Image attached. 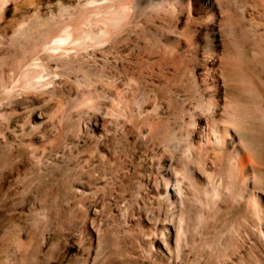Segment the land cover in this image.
<instances>
[{"label": "rangeland", "instance_id": "rangeland-1", "mask_svg": "<svg viewBox=\"0 0 264 264\" xmlns=\"http://www.w3.org/2000/svg\"><path fill=\"white\" fill-rule=\"evenodd\" d=\"M91 1L0 0V6L3 9L2 18L0 17V264H150L148 260L143 259L138 247L137 237L141 236V231L138 225L137 201L132 197L131 191L127 188L123 190L118 182L120 176L125 174L126 167L130 166L133 156L140 154L141 150H138L136 145L141 139L146 138L149 142L146 144L147 147L157 146V148L159 146L163 148L166 141L162 133L150 131L151 121L148 114H145L147 118L146 116L141 117L140 120L145 122L142 124L138 123L136 116L133 115V119L120 112L126 105L129 111H134L132 113L135 114L136 107L133 100L141 94H144L147 102L150 101L149 104L145 101L147 104L144 103L145 107L150 106L153 96L156 98V95L161 94L166 79H176L179 76L177 70L181 74L185 69V71H190L191 68L187 65L171 66L166 73H162L158 65L151 66L143 60L136 63L137 67H133L129 64L128 59L130 58L125 51L117 52L123 60L127 61L124 62L125 69L122 68V70L112 64L103 65L100 60L90 55H86L88 58L78 55L79 57L75 56V59L73 57L63 65L50 64L49 67L48 64L46 67V63L38 59V61L35 60L38 63L32 66L38 68V65L43 67L44 64L46 69L41 68L50 75H57L56 81L52 82L53 84L50 83V89L47 91L30 92L22 88L23 73L26 68L23 66L26 65H22L19 61L24 60L28 55L31 46L36 44L34 42L39 41L48 28H55L59 24L61 25L56 28L64 26L71 17L84 14L87 6V9L91 8L102 0ZM67 25L64 27L69 31L77 28L80 31H89L86 24V26L83 24ZM112 54V56L116 55L115 52ZM242 61L244 62L242 63L243 68L260 75V66L251 59L248 52H244ZM148 68L151 69L146 70ZM148 71L150 74L147 73ZM132 75L134 78H131ZM261 81L264 84L263 73ZM186 83L189 84L185 79L178 81L174 88L180 87L178 91L186 97L191 96L194 90L193 99L187 98V102L190 101L191 103H188L191 105L202 100L199 90L191 86L193 90L190 93V86L187 85L188 89L185 86ZM4 84L13 88L12 92H8L9 87L7 90L2 88ZM232 85L236 92L234 91L230 98L233 99V105L238 106L237 109L241 107L239 111L246 117V122L241 121L239 128L243 131L251 158L255 159L260 168L258 177H256L259 179V189L264 193V104L250 88L249 80L236 79ZM80 100L90 101L95 107L92 105L91 107L90 102L88 105L86 103L81 105ZM163 101L161 99V105L164 107L166 103ZM91 110L93 113L89 115L87 112ZM117 110L121 111L118 113ZM39 112L46 115L45 123L49 131L51 132L52 129L56 131L55 138L66 135L69 144L64 152L63 146L60 147L55 143L56 141L51 143L47 139L40 140L35 137L33 138L36 141L34 144L28 143L31 136L41 133L39 128L30 132L32 123L38 121L36 114ZM63 113L68 115L67 118L69 117L63 123L66 126L59 124ZM100 113L102 114L99 115ZM49 115L51 118H48ZM91 115L99 116V121L104 118L107 122V130L103 132L98 146L90 133H85L83 138L86 140L82 139L78 143L74 141L73 133H71L79 120L87 121L89 117H92ZM168 116L170 118H168L166 127L170 132L175 133V141L181 143V148H184L187 144L184 137L189 127L188 122L183 118L182 112L177 113L176 118L170 112ZM172 120L173 122H170ZM167 152L168 155L177 153L170 149ZM55 154H57L56 157ZM208 163L207 169L203 168L200 163L196 165L204 169L206 183H218L222 179L221 174L218 169H214L213 165L211 167L212 160ZM103 173L107 180L110 179L107 186L104 184L94 186L84 193L74 191V184L89 182L91 174L98 176ZM180 177V179L183 178L182 172H180ZM182 180L183 189L188 195L187 199L196 211L201 208V204L197 201L192 188L188 186L187 179ZM146 205L150 217H163L166 212V206L160 204L152 196L147 197ZM247 205V217L251 220L253 218L252 205L250 203ZM228 209L218 215L215 223L212 220L213 227L202 239L213 241V246L218 249L225 248L229 243L233 248V254L228 258V263L233 264V261H238L239 251H236L234 247L238 244L239 226L235 212H229ZM251 227L252 225L247 226L251 231L250 238L253 239L255 235ZM192 235L194 239L197 238L195 232H192ZM168 238L169 242L166 243L172 245L173 236ZM254 238L256 240V237ZM251 239L243 242L242 251L246 254L243 264H263V243L260 240ZM247 241L250 245L252 244V247ZM188 252L184 253L185 256L183 255L184 264L207 263L204 258L206 248L200 246ZM160 260L157 259L155 263ZM209 263H212L211 259Z\"/></svg>", "mask_w": 264, "mask_h": 264}, {"label": "bare ground", "instance_id": "bare-ground-1", "mask_svg": "<svg viewBox=\"0 0 264 264\" xmlns=\"http://www.w3.org/2000/svg\"><path fill=\"white\" fill-rule=\"evenodd\" d=\"M87 7L86 12L83 11L84 14L80 12L79 16L71 17V15L69 21L68 18L66 19V24L61 21L60 23L65 24L64 26L67 24V26L87 25L89 31H80L78 28V31L72 28L70 29L73 31H69L64 26L56 28L57 24L55 28H48L47 31L46 28L44 35L41 31V39L37 40L38 42L35 41L34 44H36L31 46L28 55L24 56V60L23 57L21 58L23 61H19L22 65H26L23 66L26 68H24L22 88L30 92L47 91L50 89V83L56 81L58 76L46 73L42 69L44 64L42 68L39 65L38 68L32 66L38 63L35 62L38 59L46 63V67L48 64L49 67L50 64L63 65L78 55L82 58L83 55H90L100 60L103 65L112 64L122 70V68L125 69L124 62L127 61L123 60L117 52L125 51L130 58L128 62L133 67H137L136 63L139 60L151 66L158 65L162 73H166L171 66H189L190 71L183 69L184 72L180 74L177 70L179 76L176 79L165 80L161 94L156 95V98L153 96L150 106L145 107L147 98L145 100L144 94H139L140 96L137 95L138 97L133 100L136 107L135 114L132 113L134 111L130 112L126 105L122 112L117 110L118 113L127 117L136 116L138 123L142 124L145 122L140 120L141 117L148 114L151 121L150 131L162 133L166 141L163 148L160 146L157 148V146L147 147L146 144L149 142L146 138L141 139L136 145L137 149L141 150L140 154L133 156L130 166L126 167L127 170L122 177L120 176L118 183L122 185L123 190L129 189L132 197L137 201L138 225L141 231V236L137 237L138 247L143 259L148 260L150 264H184V253L200 246L206 248L205 256L203 255L207 260L205 264H208L209 259L212 260L211 264H229L228 258L233 254V248L229 243L225 248L218 249L213 246V241L202 239L211 230L215 220H218V215L227 208L229 212H235L239 226L238 244L234 245L236 251H239L238 261H233V264H243L246 255L242 251L243 242L251 239L248 225H252L254 237L263 243L264 248V200L262 199L264 193L260 191L259 179H257L260 168L255 159L251 158L243 131L239 128L241 121L246 122V117L239 111L241 107L237 109L238 106L233 105V99L231 100L230 97L234 91L236 92L232 82L245 78L250 81V88L264 104V87L262 86L264 84L261 83L263 82L261 75L264 74V0H102L91 8L87 9ZM2 15L3 9L0 6V17ZM114 52L116 55L112 56ZM244 52H248L251 59L260 66V75L243 68ZM149 69L151 68L146 70ZM131 78L134 76L132 75ZM184 79L189 82L185 86L189 85L190 89L192 86L199 90L202 100L191 105L188 103L190 101L187 102V98L193 99L194 90H189V92L193 90V94L186 97L178 91L179 86L178 89L174 88L178 81L181 82ZM8 87V84L2 86L5 90ZM12 89H8V92H12ZM157 90L156 88L155 91ZM161 99L166 103L164 107L161 105ZM80 101L81 105L85 103L88 105L90 102ZM91 101L93 102L92 99ZM89 105L95 107L91 102ZM89 112L87 113L90 115L92 110ZM168 112L173 113L175 118L177 113L182 112L183 118L188 122L189 127L184 137L187 144L184 148H181V143L175 141V133L170 132L166 127L168 118H170ZM67 116L63 113L59 124L66 126L63 123L69 119ZM36 117L38 121L32 123L30 132L39 128L41 133L31 136L28 143L34 144L36 141L33 138L35 137L40 140L47 139L51 143L56 141L55 143L60 147L63 146L64 152L69 144L66 135L55 138L56 131L52 129L50 132L49 127L46 126V115L39 112ZM49 117L51 118V115ZM99 118L94 115L87 121L79 120L73 128L70 127L73 130L71 133H73L74 141L77 143L82 139L85 141L84 134L90 133L98 146L107 123L104 118L101 121ZM108 133L112 134V132ZM169 149L177 153L168 155L167 150ZM210 160H212L211 167L213 165L214 169H218L221 174L222 179L218 183H206L204 169L196 165L200 163L203 168L207 169ZM180 172L183 173V178L187 179L188 186L192 188L197 201L201 204V208L198 207L196 211L187 199L188 195L183 189V178L180 179L182 177H180ZM88 181L74 184V191L84 193L94 186L101 184L107 186L110 179L107 180L104 173L98 176L91 174ZM148 196L156 198L160 204L166 206L163 217L149 216L146 205ZM249 203L252 205L253 218L251 220L248 219L246 210ZM192 232L196 233V239ZM171 236L174 238L172 245L166 243L169 242L168 237ZM254 237L252 238L255 240ZM248 244L250 245L249 242ZM250 246L252 247V244ZM157 259L161 260L155 263Z\"/></svg>", "mask_w": 264, "mask_h": 264}]
</instances>
